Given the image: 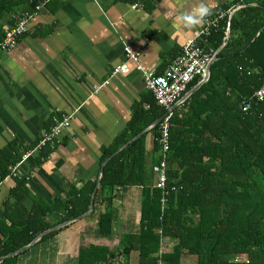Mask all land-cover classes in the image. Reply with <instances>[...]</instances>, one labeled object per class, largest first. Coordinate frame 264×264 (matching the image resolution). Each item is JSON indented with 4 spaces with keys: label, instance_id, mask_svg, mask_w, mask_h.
<instances>
[{
    "label": "trees",
    "instance_id": "1",
    "mask_svg": "<svg viewBox=\"0 0 264 264\" xmlns=\"http://www.w3.org/2000/svg\"><path fill=\"white\" fill-rule=\"evenodd\" d=\"M131 1L148 9L159 2ZM38 3L0 0V19L9 13L17 18L25 13L32 16ZM229 9L235 10L219 19L208 37L207 48L218 51L208 81L199 84L196 77L184 94L190 92L187 111L179 117L173 110L164 191L154 187L153 168L162 161L156 138L165 111L148 92L145 102L134 105L125 132L103 149V160L117 154L104 165L98 187L96 180L87 181L81 188L70 189L67 198H54L48 208L38 204L26 214L20 207L26 180L17 182L11 196L14 207L0 222V259H4L0 264H17V257L29 251L39 235L85 217L93 196L89 215L96 220L101 241L80 248L77 264L122 260L132 264L126 262L131 254L136 257L134 264H182L183 258L187 264H264V98H254L264 84V0H232L212 15ZM6 31L0 27V46ZM245 103H250L247 111ZM149 134H153L154 163L146 152ZM49 151H39L35 161L45 159ZM14 153V144L0 150V180L10 175L8 167L20 163L22 155ZM129 186H142L138 228L112 236L115 190ZM98 205L103 206L100 211Z\"/></svg>",
    "mask_w": 264,
    "mask_h": 264
},
{
    "label": "crops",
    "instance_id": "2",
    "mask_svg": "<svg viewBox=\"0 0 264 264\" xmlns=\"http://www.w3.org/2000/svg\"><path fill=\"white\" fill-rule=\"evenodd\" d=\"M231 1L205 0L212 9L206 19L214 18L218 6ZM39 2L40 10L31 16L17 46L0 51V150L14 144L17 153L13 156L22 155L14 174L0 180V222L14 207L11 196L21 178L26 180V189L21 191L25 193L20 207L26 214L38 204L48 208L54 198H67L70 189L81 188L87 181L102 179L104 165L117 154L103 160V149L125 132L134 105L149 96L140 70L162 72L205 25L189 27L177 20L201 0H159L151 9L131 0ZM234 10L217 14L227 17ZM16 18L12 13L4 15L2 31ZM200 44L207 48L208 39ZM126 47L136 55L139 69L135 62H126ZM123 63L128 64L129 72L114 74L115 67ZM104 82L108 85L96 90ZM189 94L174 109L179 117L187 111ZM62 116L71 117V122L57 147L38 163L35 159L41 150L34 149L24 160V152L37 145L51 120ZM145 145L148 161L154 163L153 134L147 135ZM8 170L11 172V167ZM115 194L112 236L134 232L140 218L142 186L118 188ZM98 208L100 211L103 206ZM95 228L96 220L89 214L60 225L53 230L55 235L40 238L19 255L17 264H77L80 248L101 241ZM135 261V254L126 260Z\"/></svg>",
    "mask_w": 264,
    "mask_h": 264
},
{
    "label": "built area",
    "instance_id": "3",
    "mask_svg": "<svg viewBox=\"0 0 264 264\" xmlns=\"http://www.w3.org/2000/svg\"><path fill=\"white\" fill-rule=\"evenodd\" d=\"M43 2V0H41ZM40 5H37L36 13L40 10ZM222 14H217L214 18H208L205 21V25L202 28L200 34L193 39L188 40L181 48L179 55L171 62V64L161 73L157 74L152 70H140L143 75V83L145 89L153 95L156 105L162 107L165 111V115L158 122L157 138L156 142L162 152V161L158 166L153 168L156 174V180L154 187L164 191L167 180V163L166 156L170 149V120L173 117V110L176 106L183 101L184 94L188 84H190L196 77L200 83H205L209 78V67L216 58L217 51H212L210 48H206L204 44H200L201 41L206 42V39L211 34L212 29L218 25V20L221 19ZM31 16L25 13L21 18H16L15 24L11 26L5 34V38L0 46V50L3 52L13 49L18 39L26 33L27 25ZM126 52V62L129 60L135 62L138 66V60L136 55L130 52L129 48H124ZM127 63L120 64L115 67L114 74H126L129 72V66ZM139 69V66H138ZM108 85V82H104L96 90L102 88V86ZM254 98L261 101L264 98V84L258 89ZM148 109L149 105H145ZM250 109V103L243 105V110ZM71 117L62 116L61 118L54 117L48 130L41 137L36 150H43L48 148L54 150L60 142L62 132L70 127ZM32 151L27 152L23 158L27 159ZM17 167V166H16ZM15 168H11V173L14 174ZM163 204V201H162Z\"/></svg>",
    "mask_w": 264,
    "mask_h": 264
},
{
    "label": "clouds",
    "instance_id": "4",
    "mask_svg": "<svg viewBox=\"0 0 264 264\" xmlns=\"http://www.w3.org/2000/svg\"><path fill=\"white\" fill-rule=\"evenodd\" d=\"M211 11H212V9H211L210 5L208 3H206L205 0H201V2L196 7H194L190 12L180 13L177 16V20L182 25L193 27L195 25L204 23L206 21V18L211 14ZM14 24H15V22H14ZM228 37H229V35H227V37L224 40H226ZM1 52H3V51H1ZM6 52H8V51H6ZM217 53H218V51H217ZM216 56H217V54H216ZM215 60H216V58H215Z\"/></svg>",
    "mask_w": 264,
    "mask_h": 264
},
{
    "label": "water",
    "instance_id": "5",
    "mask_svg": "<svg viewBox=\"0 0 264 264\" xmlns=\"http://www.w3.org/2000/svg\"><path fill=\"white\" fill-rule=\"evenodd\" d=\"M102 174H103V170L100 171V177L102 176ZM100 181H101V179L98 180V182H97L98 185H99ZM93 200H94V196L92 197V200H91V202H90V208H89V212H88V214L92 211V208H93ZM58 227H59V226H58ZM58 227H55V228H53V229H51V230H47V231L44 232L43 234L39 235V237L35 240L34 243H36L40 238H43L45 235H47V234L50 233L51 231L57 229ZM14 255H16V254H14ZM3 260H4V259H0V262H2Z\"/></svg>",
    "mask_w": 264,
    "mask_h": 264
},
{
    "label": "rangeland",
    "instance_id": "6",
    "mask_svg": "<svg viewBox=\"0 0 264 264\" xmlns=\"http://www.w3.org/2000/svg\"><path fill=\"white\" fill-rule=\"evenodd\" d=\"M182 264H187V260L183 261Z\"/></svg>",
    "mask_w": 264,
    "mask_h": 264
}]
</instances>
